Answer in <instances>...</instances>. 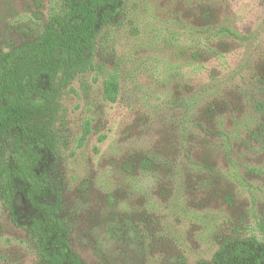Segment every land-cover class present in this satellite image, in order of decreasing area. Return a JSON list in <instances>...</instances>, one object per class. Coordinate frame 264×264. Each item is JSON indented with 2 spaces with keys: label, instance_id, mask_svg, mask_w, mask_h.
Masks as SVG:
<instances>
[{
  "label": "rangeland",
  "instance_id": "374dc122",
  "mask_svg": "<svg viewBox=\"0 0 264 264\" xmlns=\"http://www.w3.org/2000/svg\"><path fill=\"white\" fill-rule=\"evenodd\" d=\"M67 1L0 0V53L39 39ZM26 128L30 152L0 133V264H40L3 195L17 148L58 188L83 264H199L227 240L264 241V0H122ZM15 205L29 222L20 188Z\"/></svg>",
  "mask_w": 264,
  "mask_h": 264
},
{
  "label": "trees",
  "instance_id": "16d2710c",
  "mask_svg": "<svg viewBox=\"0 0 264 264\" xmlns=\"http://www.w3.org/2000/svg\"><path fill=\"white\" fill-rule=\"evenodd\" d=\"M122 0H68L62 17L52 18L39 39L12 52L0 53V133L12 135L30 152L37 141L26 124L36 110L42 90L60 72L85 66L96 39L114 24ZM116 80H109L105 94L115 99ZM3 195L14 222L32 235L40 264H83L70 248L68 229L61 216L58 188L37 170L34 157L15 150L2 170ZM31 208L29 222L19 223L15 197L19 190ZM199 264H264V241L249 237L227 240L211 262Z\"/></svg>",
  "mask_w": 264,
  "mask_h": 264
}]
</instances>
